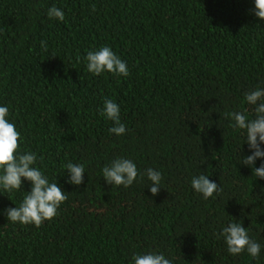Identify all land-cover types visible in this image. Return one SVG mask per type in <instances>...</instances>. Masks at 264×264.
Segmentation results:
<instances>
[{"label":"trees","instance_id":"1","mask_svg":"<svg viewBox=\"0 0 264 264\" xmlns=\"http://www.w3.org/2000/svg\"><path fill=\"white\" fill-rule=\"evenodd\" d=\"M52 6L64 21L48 18ZM254 7V0H0V106L21 133L20 153H35L34 166L67 195L37 228L4 214L31 183L0 189V264H134L135 254L153 251L173 264H264V179L241 163L251 155L246 133L225 116L252 119L245 93L264 89V20ZM102 46L126 61L128 77L87 71V52ZM105 99L119 105L125 134L109 132ZM120 157L141 174L161 172L159 194L146 175L128 188L109 185L102 169ZM69 162L84 165L82 185L67 182ZM200 174L223 192L205 200L191 186ZM241 221L261 245L258 259L231 255L217 238Z\"/></svg>","mask_w":264,"mask_h":264},{"label":"clouds","instance_id":"2","mask_svg":"<svg viewBox=\"0 0 264 264\" xmlns=\"http://www.w3.org/2000/svg\"><path fill=\"white\" fill-rule=\"evenodd\" d=\"M254 15L264 20V0H254ZM49 19L64 21L65 13L62 9L52 6L47 12ZM41 47L47 50V42L41 41ZM87 71L94 76H100L104 72L112 73L114 76L128 77L130 75L126 61L121 59L109 46H102L98 50H89L85 57ZM245 100L249 105L254 106V117L249 119L245 112L233 111L225 113L234 123L230 126L243 130L246 133V144L251 155L243 156L242 164L250 166L253 176L264 179V163L256 167L257 159L264 160V89L257 88L245 93ZM101 114L113 122L110 133L123 135L126 133V126L121 122V109L111 99H105ZM9 109L0 106V189L8 193L19 191L23 188L25 180L31 183V191L26 192L23 201L16 207L4 210L8 221L22 225H34L37 228L45 221H50L58 215L60 206L67 200L65 191L58 183L49 182L44 172L35 167L37 155L31 151L20 153L21 133L16 129L14 123L7 119ZM43 160V157H40ZM70 174L68 183L79 186L84 182V165L69 162L65 165ZM103 178L109 185L123 186L128 188L138 177L143 179L144 175L152 183L149 186L153 196L159 194L162 173L153 168L146 169L141 174L137 165L130 159L117 158L110 165L102 169ZM192 188L203 196L205 200L214 194L223 192L221 185L209 179V176L200 174L191 180ZM2 193V192H0ZM223 237L227 251L233 255H239L245 251L252 257L258 259L261 252V245L248 235L247 228L243 222H231L223 227L217 234V238ZM134 264H173L172 260L162 253L148 252L146 254H135L132 257Z\"/></svg>","mask_w":264,"mask_h":264}]
</instances>
